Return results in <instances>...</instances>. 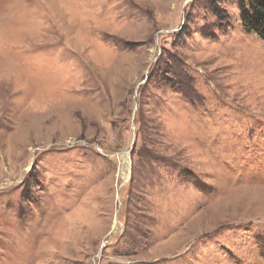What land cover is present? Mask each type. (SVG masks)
<instances>
[{"label":"rangeland","instance_id":"rangeland-1","mask_svg":"<svg viewBox=\"0 0 264 264\" xmlns=\"http://www.w3.org/2000/svg\"><path fill=\"white\" fill-rule=\"evenodd\" d=\"M239 2L0 0V264H264Z\"/></svg>","mask_w":264,"mask_h":264},{"label":"trees","instance_id":"trees-1","mask_svg":"<svg viewBox=\"0 0 264 264\" xmlns=\"http://www.w3.org/2000/svg\"><path fill=\"white\" fill-rule=\"evenodd\" d=\"M239 6L243 27L264 40V0H240Z\"/></svg>","mask_w":264,"mask_h":264},{"label":"water","instance_id":"water-1","mask_svg":"<svg viewBox=\"0 0 264 264\" xmlns=\"http://www.w3.org/2000/svg\"><path fill=\"white\" fill-rule=\"evenodd\" d=\"M135 143V138H134V141H133V144ZM113 234V231L111 232L110 236Z\"/></svg>","mask_w":264,"mask_h":264},{"label":"snow or ice","instance_id":"snow-or-ice-1","mask_svg":"<svg viewBox=\"0 0 264 264\" xmlns=\"http://www.w3.org/2000/svg\"><path fill=\"white\" fill-rule=\"evenodd\" d=\"M104 169H101V175L103 174Z\"/></svg>","mask_w":264,"mask_h":264},{"label":"bare ground","instance_id":"bare-ground-1","mask_svg":"<svg viewBox=\"0 0 264 264\" xmlns=\"http://www.w3.org/2000/svg\"><path fill=\"white\" fill-rule=\"evenodd\" d=\"M126 154H128V153H126Z\"/></svg>","mask_w":264,"mask_h":264}]
</instances>
